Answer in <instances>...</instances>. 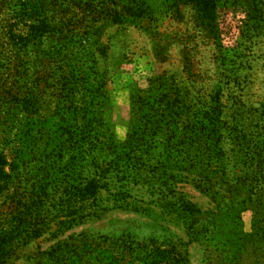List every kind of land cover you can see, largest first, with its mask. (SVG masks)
I'll list each match as a JSON object with an SVG mask.
<instances>
[{
    "label": "rangeland",
    "instance_id": "1",
    "mask_svg": "<svg viewBox=\"0 0 264 264\" xmlns=\"http://www.w3.org/2000/svg\"><path fill=\"white\" fill-rule=\"evenodd\" d=\"M18 4L0 0V151L22 145L6 89L33 94L47 117L63 108L52 87L64 77L75 125H85V98L95 99L107 153L110 137L122 144L146 126L149 96L177 113L159 137L176 138V151L194 140L198 153L193 175L134 187L119 207L78 193L31 207L35 164L25 160L0 192V233L19 229L5 264H264V0H217V35L185 0H48L34 35ZM12 31L29 46L18 51ZM17 59L32 77L15 76ZM52 125L38 128V158Z\"/></svg>",
    "mask_w": 264,
    "mask_h": 264
},
{
    "label": "trees",
    "instance_id": "2",
    "mask_svg": "<svg viewBox=\"0 0 264 264\" xmlns=\"http://www.w3.org/2000/svg\"><path fill=\"white\" fill-rule=\"evenodd\" d=\"M47 1L18 0L21 14L25 18H29L28 20L31 22L29 25L26 24V29L29 28L33 35L36 33V27L44 24V18L41 17L44 16L43 11L46 10ZM185 1L197 12L201 23L209 33L217 35V0ZM26 11H29L30 14H25ZM24 22L25 20L22 19L21 23ZM9 36L11 44L18 51L22 47L29 46L30 39L24 38L22 34H16L12 31ZM16 61L17 64L14 66L15 76L21 78H23L22 76L32 77L30 76L31 70H26L27 66L23 65L18 59ZM60 79V81H56L52 88L58 90V93H55V91L54 93L58 103L63 108L55 110L47 117L39 113L33 94L19 90L24 95V98L20 99V97L14 95L15 88L20 87L18 84H15V88L6 89L3 101L6 100L9 103V117H11V120L22 127L19 136L22 145L15 148L12 155L6 154L5 149L0 151V192L7 189L10 181L13 180L14 173L18 172L25 162L27 163L25 161L27 159L35 164L33 165L35 174L32 178L35 179L33 181L34 187L28 195V201L32 202L31 207L43 205L44 200H47L50 196H56L57 193H59L57 196L67 199L72 196L75 197L78 193L85 200V204L93 201V203H100L103 206L119 207L122 204L132 203V199L123 198V195L125 193L130 194L131 189L133 190L134 187L150 188L165 179L173 180L174 178H169V176H173L174 172L189 175L195 173L197 169L195 167V154L198 153V149L195 147L196 142L191 140V143H188L189 140H179V150L176 151L170 143L176 138L167 141V139L159 137L162 130L161 125L166 120L177 116L174 108L170 107L171 102L167 103V108L164 111L156 110L154 108V105L157 104L156 101H153L154 105H150L153 96L147 97L149 103L142 106L146 126L143 129H133V125L132 135L122 144H118L117 140L110 137L107 143L112 145L111 148L115 153H110L111 148H108L107 153L104 148V140L106 139L105 133H109V130L105 129L104 126H97L99 125V114L93 113L91 110L95 107V99L85 98L86 108L85 118H83L85 125L78 127L75 125L78 110L74 109L73 99L68 95L66 79L64 77ZM165 99L163 97L162 101ZM19 112L24 113L25 124L21 119L17 120L16 114H19ZM41 119L44 122L39 125L38 122ZM50 122H53V125L48 129L47 149L38 158L40 153H36L39 145L37 134L40 132L39 129L45 130V128H48ZM109 155L111 156L110 160ZM167 187L169 186L166 183L160 184V188ZM70 189H73L76 194H70ZM170 189L171 185L168 190ZM37 190L38 193H36ZM163 201L165 200H160V202ZM22 202V200L18 201L15 206L18 207L19 205L21 208L28 210L31 208L23 205ZM18 230L16 227L14 231H11V234ZM11 234L7 236L4 231L0 233V264H5L8 255L15 248L12 246Z\"/></svg>",
    "mask_w": 264,
    "mask_h": 264
}]
</instances>
